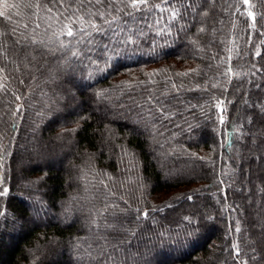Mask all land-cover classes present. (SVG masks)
Here are the masks:
<instances>
[{"label":"trees","instance_id":"trees-1","mask_svg":"<svg viewBox=\"0 0 264 264\" xmlns=\"http://www.w3.org/2000/svg\"><path fill=\"white\" fill-rule=\"evenodd\" d=\"M249 1L253 21L246 0H149L100 19L72 0H9L0 264H264L248 201L263 197L264 218V0Z\"/></svg>","mask_w":264,"mask_h":264},{"label":"snow or ice","instance_id":"snow-or-ice-1","mask_svg":"<svg viewBox=\"0 0 264 264\" xmlns=\"http://www.w3.org/2000/svg\"><path fill=\"white\" fill-rule=\"evenodd\" d=\"M50 3L59 4L61 7H63L65 0H50ZM119 4H124L125 9L131 8L135 11H139V10H141L142 7H148L149 0H72V2L69 3L68 8L65 10L67 11L69 9H73V5H76V7L74 8V11L75 12H81V11H84L86 9L87 5H91V6L95 7L97 10L95 12H92L89 10L87 14L89 16H95L97 19H100V18L105 17L106 15H111L113 12H115V13L125 12V9L118 7ZM19 6H20V4L10 3L9 0H0V9H2V10H0V18H3L7 21H11V11L13 9L18 8ZM24 6L27 8L39 7L40 6L39 0H35L34 4L31 2V0H28V2H26L24 4ZM154 6L159 7V5H154ZM101 7L104 8L105 11L101 12L99 10ZM48 10L51 11V8H49ZM125 14L127 16L131 17L133 13L132 12H126ZM177 16H178V13L175 10L172 11L171 18L176 19ZM117 18L118 17L116 15H112V19L111 20H104V23H107L110 25L112 23V21L116 20ZM158 22L159 21H157V23ZM85 23L88 24V26L92 29V31H95L97 33L105 31V29L103 28L102 25L94 23L91 20L85 21ZM124 23H127V21L125 20ZM25 27H27V25H25ZM14 31H15V29H13V32ZM77 31L81 34V39L79 41H77L78 43H83L85 40H87V42L89 44L92 42L91 39H89V37L91 36V32H87L84 28H80V27H77ZM201 31H203V29H201ZM64 34H66L69 37H73L76 33L74 32L72 26H67L66 33H64ZM17 43H19V41H17ZM32 43L36 44V43H40V42L33 40ZM105 47H107V46H105ZM73 55L79 56L80 53L74 52ZM108 66L111 67L112 65H108ZM175 87H176L175 84H173V88H175ZM161 111L163 112V109H161ZM6 192H7V189H5L3 192H0V196L5 195ZM108 207H109L108 205L105 206V211L108 210ZM111 207H117V206L112 205ZM113 215H115V214H113ZM147 215H148V213H144L145 217ZM104 227L113 228L115 226L110 225V224H105ZM236 231H239V228H237Z\"/></svg>","mask_w":264,"mask_h":264},{"label":"rangeland","instance_id":"rangeland-1","mask_svg":"<svg viewBox=\"0 0 264 264\" xmlns=\"http://www.w3.org/2000/svg\"><path fill=\"white\" fill-rule=\"evenodd\" d=\"M246 7H247V9H246V11H247V13L249 14V16H250V18H251V20L253 21L254 20V17H255V15H254V12L252 11V6H251V3H250V1L249 0H246ZM248 102L249 101H246V100H242V103H244V104H246V105H249L248 104ZM221 109H222V107H221ZM220 109V110H221ZM260 133H264V132H261L260 131ZM261 134V135H262ZM250 148H251V150L252 151H255V148L253 147V146H250ZM254 153V152H253ZM256 155V154H255ZM260 168H262V165L261 164H259L258 165V169H260ZM254 170H256V167H254L253 166V164L252 163H250L249 164V177H248V180H249V182L251 183L253 180H254V176H256L255 175V173H254ZM251 196H250V194H248L247 195V198H250ZM248 201H252V203H253V205L255 206V210H256V212H258V213H256L255 214V222H256V227H257V229H264V218L262 217V215H261V213H260V209H262V204H263V197H261L260 199H259V197L258 196H252V198H250V199H248ZM192 209H194V208H192V207H190V208H184V212L186 213V212H194V213H196V211L195 210H192ZM258 209V210H257ZM205 210V208L202 210V209H200V211H204ZM207 210V209H206ZM207 211H210V209L208 208V210Z\"/></svg>","mask_w":264,"mask_h":264}]
</instances>
